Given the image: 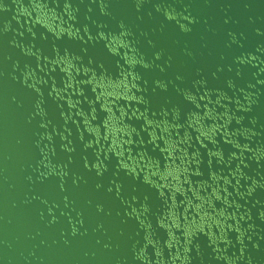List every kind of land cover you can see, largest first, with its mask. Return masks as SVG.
<instances>
[{
	"label": "water",
	"instance_id": "obj_1",
	"mask_svg": "<svg viewBox=\"0 0 264 264\" xmlns=\"http://www.w3.org/2000/svg\"><path fill=\"white\" fill-rule=\"evenodd\" d=\"M0 264H264V0H0Z\"/></svg>",
	"mask_w": 264,
	"mask_h": 264
}]
</instances>
